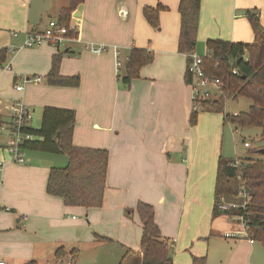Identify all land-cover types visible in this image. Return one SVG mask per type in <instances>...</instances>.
Masks as SVG:
<instances>
[{
	"label": "crops",
	"instance_id": "crops-1",
	"mask_svg": "<svg viewBox=\"0 0 264 264\" xmlns=\"http://www.w3.org/2000/svg\"><path fill=\"white\" fill-rule=\"evenodd\" d=\"M179 4L180 0H83L67 21L76 41L63 49L42 45L19 50L26 34L43 31L49 20L59 21L69 0H0L3 124L16 101L32 111L35 129L44 108L72 111V145L108 153L103 204L85 211L46 193L50 169L65 167L64 156L61 160L58 155L28 152L27 164L14 165L5 151L9 136L0 130L4 264H57L58 249L76 252L72 264H78L79 257L83 263L119 264L126 250L140 247L142 226L134 211L139 202L152 206L173 264H192V257H204L206 264H263L262 250L246 235L249 230L227 215L212 218L214 201L211 207L202 203L200 180L214 148H202L211 132L200 126L205 113L197 115L194 127L189 125L192 89L185 79L187 55L178 53ZM156 6L164 8L157 30L143 17L144 8ZM247 12L264 27L259 15L264 17L263 0H200L196 45L203 43L205 53L199 57L207 55L208 40L252 43ZM85 43L115 47L118 54L112 48L93 54L84 50ZM133 49L151 52L153 61L125 85L121 78ZM55 56L59 76L77 79L76 85L48 84ZM7 64L10 69L4 70ZM34 78L40 83L15 89L24 79ZM239 234L243 238L236 240Z\"/></svg>",
	"mask_w": 264,
	"mask_h": 264
},
{
	"label": "trees",
	"instance_id": "trees-1",
	"mask_svg": "<svg viewBox=\"0 0 264 264\" xmlns=\"http://www.w3.org/2000/svg\"><path fill=\"white\" fill-rule=\"evenodd\" d=\"M82 2L83 0H69L68 8L61 11L57 22L67 28L68 18ZM163 9L161 6L143 9V17L151 28H159V14ZM178 12V53L189 55L195 53L200 0H180ZM247 18L253 32L252 43H229L221 40H208L205 43L207 55L203 57V67L208 76L220 80L222 94L215 100L201 102L200 110L191 112L190 127L196 125L198 113L221 114L224 124L256 127L264 138V27L251 12H247ZM70 36H74L72 31ZM152 61L151 52L133 49L125 75L121 78L122 83L128 85L132 80L138 79L140 70ZM0 62L4 63L1 57ZM59 62L58 56L52 58L51 69L46 76L48 84L76 85L77 79L59 76ZM234 69L237 75L232 74ZM185 79L188 82L186 75ZM242 98L251 102L247 112L236 116L224 113V100L235 101ZM74 122L75 114L72 111L44 108L39 127L35 129L30 126L23 130L33 139L22 148L27 153L58 155L67 159L65 167L50 169L46 185L49 196L61 199L67 207L82 208L85 211L98 209L104 200L108 153L105 150L74 147ZM2 124L0 119V126ZM233 162L218 159L212 218L221 215L217 204L223 199L231 200L242 187L249 199L247 210L232 214L243 216L252 240L259 242L264 248V160L239 161L238 168L231 167ZM134 211L142 226L140 247L138 251L126 250L119 264H173L170 246L160 236L152 206L139 202ZM96 238L108 241L105 238ZM54 255L57 264H72L76 252L65 254L63 249H58ZM27 264L38 263L31 261ZM192 264H206L205 258L192 257Z\"/></svg>",
	"mask_w": 264,
	"mask_h": 264
},
{
	"label": "built area",
	"instance_id": "built-area-1",
	"mask_svg": "<svg viewBox=\"0 0 264 264\" xmlns=\"http://www.w3.org/2000/svg\"><path fill=\"white\" fill-rule=\"evenodd\" d=\"M71 30L64 26H61L55 20H49L45 29L41 32L28 33L25 36L23 44L18 48L31 49L37 48L42 45H50L58 49L66 48L69 43L76 41V38L70 36ZM108 48H112L115 54H118V49L106 45H96L93 43H85L84 50L93 54H101ZM186 76L188 79L187 84L192 89V111H199L201 102L212 101L221 96V82L216 77L208 76L205 73L203 67V58L197 56L195 53L187 55ZM231 65V63H229ZM4 70H9V65H5ZM233 75H237L236 70L232 71ZM33 81L34 83H40V78L24 79L22 85L16 84L15 89L17 91L22 90L23 84ZM236 116V114L234 115ZM33 114L22 102L16 101L10 107L9 121L0 126L2 132L8 134V139L5 145V151L9 157V161L14 165H25L28 163L27 152L22 146L33 139L29 133H24V129L32 126ZM245 148H249V144H244ZM4 163L0 162V171H2ZM239 163L234 161L231 164L232 168H238ZM238 179V178H237ZM249 199L247 193L241 187L236 195L231 200H221L217 204V210L221 215L230 216L238 220L246 229L243 216H233L232 213L240 212L244 213L247 210ZM232 214V215H231ZM249 230V229H248ZM246 235L250 239V243H253L252 236L246 230ZM224 237H231V235L225 234ZM0 264H4L0 260Z\"/></svg>",
	"mask_w": 264,
	"mask_h": 264
},
{
	"label": "rangeland",
	"instance_id": "rangeland-1",
	"mask_svg": "<svg viewBox=\"0 0 264 264\" xmlns=\"http://www.w3.org/2000/svg\"><path fill=\"white\" fill-rule=\"evenodd\" d=\"M261 3V0H259ZM259 9V8H258ZM259 15L260 20L264 23V17L260 12ZM159 28H160V16H159ZM158 28V29H159ZM196 54L201 56L205 53L203 43H199L195 48ZM251 105V102L246 99H236L235 101L228 99L224 100V113L234 116L239 113L247 112L248 107ZM201 113H198L200 116ZM207 116L204 121L200 122V126L202 131H206L209 129L211 132L208 133L207 137L203 140L206 143L203 144V149L214 148L213 158L207 159L211 163L207 166L206 172L201 178V186H202V198L203 202L206 205L212 206V202L214 201V187H215V176L217 171L218 159H222L223 161H239L250 162V161H262L264 160V155L259 153V151L264 150V138L261 136L260 129L256 127H240L233 125L231 123H223V116L221 114H212L205 113ZM32 127L34 128V121L32 122ZM1 137V136H0ZM2 138V137H1ZM249 144V148H245L244 144ZM61 160L63 157L59 156ZM240 164V163H239ZM237 226V223H235ZM237 228L234 227V230ZM240 228L238 229V231ZM235 233V232H233ZM232 233V234H233ZM240 235V234H239ZM241 236V235H240ZM243 236L240 238H235L236 240H241ZM234 238H229L228 240H232ZM261 245L256 242L255 248L261 249V254L264 256V249L260 247ZM261 255V256H262ZM76 257V256H75ZM255 264L254 262H252ZM260 263L264 264V259L261 257ZM78 264H89L88 260L83 263L78 260Z\"/></svg>",
	"mask_w": 264,
	"mask_h": 264
},
{
	"label": "water",
	"instance_id": "water-1",
	"mask_svg": "<svg viewBox=\"0 0 264 264\" xmlns=\"http://www.w3.org/2000/svg\"><path fill=\"white\" fill-rule=\"evenodd\" d=\"M259 153L263 154L264 153V150L259 151Z\"/></svg>",
	"mask_w": 264,
	"mask_h": 264
}]
</instances>
